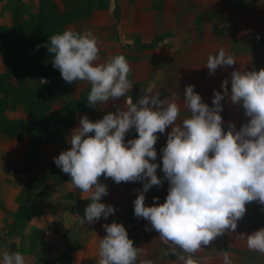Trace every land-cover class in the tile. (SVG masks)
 Here are the masks:
<instances>
[{"label":"crops","instance_id":"crops-1","mask_svg":"<svg viewBox=\"0 0 264 264\" xmlns=\"http://www.w3.org/2000/svg\"><path fill=\"white\" fill-rule=\"evenodd\" d=\"M46 5L52 10L49 14L63 15V31L87 29L97 37L98 63L124 55L131 68L128 79L132 87L127 96L133 102L149 86L153 95L174 99L180 107L177 123L190 115L183 100L187 85H193L202 102L212 107L214 91L223 92L225 79L230 93L232 71L264 68V0H0V29L11 33L14 22L34 17ZM226 21L232 24L230 35L221 28ZM221 48L236 63L218 66L210 73L205 66L207 57ZM0 59L5 64L1 54ZM89 91L86 81H76L60 99L50 101L48 114L74 101L58 114L65 124L52 140L31 145L19 142L12 145L14 151H9L13 148L7 143L0 147V245L20 252L25 264H99V240L106 235L102 225L116 222L123 224L134 247L141 249L137 264L139 260L175 264V256L165 255L175 246L165 244L149 221L134 216L136 190H142L147 180L117 184L102 175L99 182L107 185L108 194L100 202L116 211L107 219L80 223L90 193L76 189L54 157L70 148L68 138L82 116L95 122L125 102L122 97L93 108L87 102ZM221 104L225 131L230 122L236 130L247 123L242 105L232 104L228 96ZM170 131L171 127L157 133V159L150 162L160 165L157 176L162 185L145 193L146 206L153 205L154 197L163 203L167 196L161 149ZM137 135L131 129L125 142ZM245 207L235 232L226 231L195 253L197 264H224L225 252L231 264H264V253L249 250L246 238L240 237L264 228V205L253 201ZM176 252L186 255L178 247Z\"/></svg>","mask_w":264,"mask_h":264},{"label":"clouds","instance_id":"clouds-1","mask_svg":"<svg viewBox=\"0 0 264 264\" xmlns=\"http://www.w3.org/2000/svg\"><path fill=\"white\" fill-rule=\"evenodd\" d=\"M44 46L53 54L52 66L65 82L90 85L88 106L125 98L123 107L95 122L82 116L68 138L70 148L54 157L56 166L70 175L71 184L81 193H90L81 224L107 219L116 211L100 202L108 194L107 185L99 182L102 175L117 184L147 180L142 190H136L134 216L149 221L165 244L175 246L165 252L176 257L175 264H197L193 257L202 246L226 231L235 232L247 203L264 205V68L232 71L230 93L225 79L223 92L214 91L212 107L202 102L193 85H187L183 100L190 115L177 123L179 105L171 97L153 95L151 86L142 90L136 102L127 96L132 87L128 61L117 54L98 63V39L90 30L68 28L48 37ZM235 63L234 56L221 48L208 55L205 66L215 73L218 66ZM225 96L232 104L242 105L249 118L239 130L232 122L227 131L223 128L220 113ZM169 127L161 149L167 196L163 203L154 197L153 205L146 206L145 193L162 185L157 176L160 165L150 162L157 159V133ZM133 128L137 138L125 142ZM102 227L106 235L99 240V264H137L141 249L134 247L123 224ZM240 237L246 238L249 250L264 253V228ZM176 247L186 255L177 253ZM223 260L231 264L226 252ZM0 264H25V260L20 252L4 250ZM139 264L153 262L139 260Z\"/></svg>","mask_w":264,"mask_h":264},{"label":"rangeland","instance_id":"rangeland-1","mask_svg":"<svg viewBox=\"0 0 264 264\" xmlns=\"http://www.w3.org/2000/svg\"><path fill=\"white\" fill-rule=\"evenodd\" d=\"M44 9L45 12L43 14L44 18L42 22L45 25L46 30L48 27L47 23L49 22V13L52 12V10L49 9L48 5H46ZM16 24L18 29L21 28L27 30L24 32L23 37L28 46V50H31L33 53L31 64L36 65L38 63L45 75H43L44 77L38 78L37 81L31 80L30 84L27 83V86L23 85L24 87H20V89L15 87V80H13V78L4 81V83H2L0 79V147H3L4 143H7L8 146L7 144L4 146L13 148L9 151H14L15 148L13 146L19 142H28L31 145L37 143L39 140L47 141L49 139L52 135L51 131L53 129V124L57 123L62 118H55L54 116L56 114L50 115L49 113L50 116L45 118L42 122V119H35L33 115H39L38 111L42 108L41 106L44 107L43 114L46 115L50 110L48 108L50 101H54L58 98L60 99V96L69 92L70 87L75 83H67L63 80L60 71L53 68L52 58L49 62L47 61L50 54L45 53L44 55H39L36 53V46L40 47L43 43L47 42L48 36H51L54 33V30H52V34H49L44 38H41V36L35 38V36L32 35L34 34L32 31L37 27L36 22L22 20L18 21ZM48 31L49 30L46 32ZM17 66L18 64H16V67ZM5 68L4 62L0 59V73L4 71ZM42 80L47 82L44 83ZM39 120L40 123H43L41 125L42 130H40L43 138L39 137V132L36 130L37 125H39ZM62 124H65V121H63ZM1 152L2 150L0 148V154Z\"/></svg>","mask_w":264,"mask_h":264},{"label":"trees","instance_id":"trees-1","mask_svg":"<svg viewBox=\"0 0 264 264\" xmlns=\"http://www.w3.org/2000/svg\"><path fill=\"white\" fill-rule=\"evenodd\" d=\"M44 12L45 9L41 8V10L34 17H30L27 20L31 22H36L37 27L32 31V33H34L32 35L35 36V38H37L38 36L44 38L47 35L52 34V30H54V33L52 35L57 33H62L63 15L59 14L57 16L56 14H50V16L48 17L49 22L47 23L48 27L45 30V25L42 22L44 18L43 16ZM16 23L17 22H14L13 31L11 33H8L6 30L0 29V54L4 56L5 65H6V69L0 73V79L2 83H4V81L13 78V80H15V87L17 89H20V87L21 88L24 87L23 85L27 86V83L30 84L31 80L37 81L38 78L44 77L43 75H45V73L42 72L40 65L38 63L36 65L31 64V61L33 60L32 57L33 53L31 50H28V46L26 45L23 37L24 32L27 30L21 28L18 29ZM47 30L49 31L46 32ZM45 44L46 42L43 43L40 47L36 46V50H37L36 53L39 55H44L45 53L50 54V56L47 59V61L49 62L53 54L47 51V48L44 46ZM16 64H18L19 67L18 66L17 67L20 69L16 67ZM70 104L71 105L74 104V101H72ZM70 104L63 106L61 109L53 110L50 113V115L56 114L54 117L58 118L57 117L58 114L63 113L64 109L65 110L68 109ZM41 107L42 108L38 111L39 115L38 116L33 115V117H35V119L37 118H39L40 120L42 119L43 122L44 119L48 118L50 115L48 113L44 115L43 114L44 107L43 106ZM40 120L36 130L39 132V137L43 138L42 132L40 131L42 130L41 125L43 123H40ZM62 126H63L62 120L58 121L57 123H54L53 129L51 131L52 135L49 137V139L48 138L47 139L52 140V138H55L56 133Z\"/></svg>","mask_w":264,"mask_h":264},{"label":"built area","instance_id":"built-area-1","mask_svg":"<svg viewBox=\"0 0 264 264\" xmlns=\"http://www.w3.org/2000/svg\"><path fill=\"white\" fill-rule=\"evenodd\" d=\"M221 28L225 35H230L232 31V24L230 21L223 22L221 24ZM4 250H8L9 252H11L8 246L0 245V254H2Z\"/></svg>","mask_w":264,"mask_h":264}]
</instances>
